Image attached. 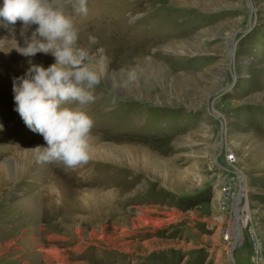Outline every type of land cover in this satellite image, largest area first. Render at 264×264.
<instances>
[{
	"label": "rangeland",
	"instance_id": "rangeland-1",
	"mask_svg": "<svg viewBox=\"0 0 264 264\" xmlns=\"http://www.w3.org/2000/svg\"><path fill=\"white\" fill-rule=\"evenodd\" d=\"M84 4L48 0L99 79L67 105L93 120L72 166L37 161L45 141L13 99L29 61L54 57L21 55L36 25L0 19V264H233L240 185L253 220L233 257L250 264L249 230L264 247V0Z\"/></svg>",
	"mask_w": 264,
	"mask_h": 264
},
{
	"label": "clouds",
	"instance_id": "clouds-1",
	"mask_svg": "<svg viewBox=\"0 0 264 264\" xmlns=\"http://www.w3.org/2000/svg\"><path fill=\"white\" fill-rule=\"evenodd\" d=\"M80 11H87L84 0ZM0 19L12 25L18 20L25 27L36 25L31 39L20 47L21 55L54 57L47 67L29 61L25 73L12 82L15 111L45 141L32 148L38 151L37 161L72 166L87 160L93 120L67 105L90 101L89 89L99 79L85 63L87 52L76 46L78 32L72 19L50 7L48 0H0Z\"/></svg>",
	"mask_w": 264,
	"mask_h": 264
},
{
	"label": "built area",
	"instance_id": "built-area-1",
	"mask_svg": "<svg viewBox=\"0 0 264 264\" xmlns=\"http://www.w3.org/2000/svg\"><path fill=\"white\" fill-rule=\"evenodd\" d=\"M234 159L235 158L231 156L230 160L234 161ZM242 217H246L245 219L242 220V224H245V227H247L249 222L253 220L250 217L247 218V214L242 215ZM231 239H232V231L230 228H228L225 234L224 240L226 242H230ZM249 241L251 244L250 264H264V247L261 244L260 238L257 236L253 228H252V231L249 230Z\"/></svg>",
	"mask_w": 264,
	"mask_h": 264
},
{
	"label": "water",
	"instance_id": "water-1",
	"mask_svg": "<svg viewBox=\"0 0 264 264\" xmlns=\"http://www.w3.org/2000/svg\"><path fill=\"white\" fill-rule=\"evenodd\" d=\"M241 197H242V188H241V185H240L239 186V191H238V194H237L238 202H239V199H241ZM238 215H239V205L236 204L234 206L233 212H232V219H233L234 222H235V220H237V216ZM241 235H242V228L240 229L239 226H238L236 235L234 237L232 235V237H233L232 238V246H231V249H230V252H229V255H228L229 259L232 261L233 264H236L235 259H234L233 256H234V253L236 252V250L239 248L238 241H239V238H240Z\"/></svg>",
	"mask_w": 264,
	"mask_h": 264
},
{
	"label": "bare ground",
	"instance_id": "bare-ground-1",
	"mask_svg": "<svg viewBox=\"0 0 264 264\" xmlns=\"http://www.w3.org/2000/svg\"><path fill=\"white\" fill-rule=\"evenodd\" d=\"M68 2V1H67ZM57 3V2H56ZM54 4V3H53ZM55 5V4H54ZM179 5V4H178ZM245 188V187H244ZM240 201H241V199H239V202H238V198H236V200H235V203L236 204H240ZM240 215V214H239ZM237 216V220H235V222L233 221V223H234V227H233V232H232V235H233V237L236 235V233H237V227L239 226V228L241 229L242 228V223L240 224V221H242L243 219H244V217H242L241 215L240 216ZM247 215H248V213H247ZM236 224V225H235ZM238 224V225H237ZM245 225V224H244ZM243 240V237H242V235L240 236V238H239V241H238V243H239V245H240V243H242L241 241ZM238 250V249H237ZM236 250V251H237Z\"/></svg>",
	"mask_w": 264,
	"mask_h": 264
},
{
	"label": "crops",
	"instance_id": "crops-1",
	"mask_svg": "<svg viewBox=\"0 0 264 264\" xmlns=\"http://www.w3.org/2000/svg\"><path fill=\"white\" fill-rule=\"evenodd\" d=\"M214 212L216 213L217 212V210L214 208ZM222 219V216H220L219 217V220H221ZM222 221V220H221Z\"/></svg>",
	"mask_w": 264,
	"mask_h": 264
}]
</instances>
